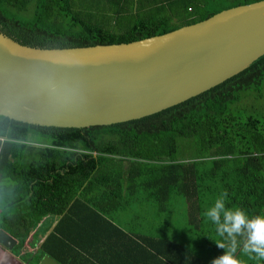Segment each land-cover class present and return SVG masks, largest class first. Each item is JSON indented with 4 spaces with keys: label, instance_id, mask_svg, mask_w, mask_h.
Returning a JSON list of instances; mask_svg holds the SVG:
<instances>
[{
    "label": "trees",
    "instance_id": "16d2710c",
    "mask_svg": "<svg viewBox=\"0 0 264 264\" xmlns=\"http://www.w3.org/2000/svg\"><path fill=\"white\" fill-rule=\"evenodd\" d=\"M256 1L0 0V31L38 48L128 43ZM263 98L264 54L209 90L140 119L66 128L0 116V207L27 206L9 218L13 237L22 244L44 217L56 216L40 246L44 254L60 264H109L93 259L107 254L94 256L91 238L110 233L121 258L126 244L119 237H127L116 221L121 211L174 221L186 200L193 238L206 241L200 246L209 261L163 236H145L140 245L154 258L211 264L231 244L203 216L220 193L228 194L227 207L264 216V121L254 114ZM235 239L240 264H264L242 250L245 237Z\"/></svg>",
    "mask_w": 264,
    "mask_h": 264
},
{
    "label": "water",
    "instance_id": "95a60500",
    "mask_svg": "<svg viewBox=\"0 0 264 264\" xmlns=\"http://www.w3.org/2000/svg\"><path fill=\"white\" fill-rule=\"evenodd\" d=\"M263 54L264 0L128 43L38 48L0 31V116L66 128L140 119L209 90Z\"/></svg>",
    "mask_w": 264,
    "mask_h": 264
},
{
    "label": "crops",
    "instance_id": "0c3cea01",
    "mask_svg": "<svg viewBox=\"0 0 264 264\" xmlns=\"http://www.w3.org/2000/svg\"><path fill=\"white\" fill-rule=\"evenodd\" d=\"M183 203L184 206L178 208L181 210L179 211V219L177 220H184L185 224L190 228L188 221H186L188 203L186 200ZM26 208L25 204H15L13 207H0V231L7 235H2L0 240V264H60L47 254H44L40 249L43 241L54 230L57 222L56 216L44 217L22 244H19L15 237H13L12 232L15 230L13 229L15 226L12 220L9 221V218L12 219L23 214ZM172 208L176 210L175 207ZM177 220L174 221L176 222ZM116 221L122 231L127 234V237H119V243L126 244L121 247L124 250L119 251L121 258H117L116 246L112 240L113 236L110 233H106L104 238L97 236L96 238H91L92 245L90 246V250L92 254L97 256L101 251H105L107 254L105 258H93L94 260L99 259L98 261L103 260L106 263L107 259L110 261L109 264H188L179 259L189 261V258H154L148 253V249L143 247L142 238L145 236H163L170 240L174 239V241H178L177 236L167 230L168 227L173 226L174 223L171 222L174 221L159 220L147 222L145 218L138 216L135 210L132 209L121 211L119 219ZM129 238H132L133 241H129ZM73 253H75L76 257H82V251L79 248H75ZM201 260L209 261V258H201Z\"/></svg>",
    "mask_w": 264,
    "mask_h": 264
},
{
    "label": "clouds",
    "instance_id": "9594fccd",
    "mask_svg": "<svg viewBox=\"0 0 264 264\" xmlns=\"http://www.w3.org/2000/svg\"><path fill=\"white\" fill-rule=\"evenodd\" d=\"M227 197L226 192L220 193L211 206L203 210L204 218L215 226L217 235L231 242L230 246L221 255L215 257L211 264H240L236 256L237 236L246 238L242 249L245 253H255L260 258H264V216L250 217L242 209L227 207ZM216 244L220 248H225L223 244L217 242Z\"/></svg>",
    "mask_w": 264,
    "mask_h": 264
},
{
    "label": "rangeland",
    "instance_id": "374dc122",
    "mask_svg": "<svg viewBox=\"0 0 264 264\" xmlns=\"http://www.w3.org/2000/svg\"><path fill=\"white\" fill-rule=\"evenodd\" d=\"M224 1L225 0H216V2L212 3V5L223 4ZM252 93H254V92H252ZM256 103L257 104H256V106H254V110H256L257 113H254V114H256L257 117L261 118L264 121V98L263 99H257ZM251 106L253 107V105H251ZM155 221H157V220H152V222H155ZM166 221H168V220H166ZM168 222H170V221H168ZM171 223H174L173 226L168 227L167 230L171 231L175 236H177L178 242L183 244L185 247H188V249L191 252H193L195 250H197L199 252H203L201 256L203 258H205V257L207 258V255H206L207 251L204 252V249L201 248V246H204V244H206V241L202 242V240L194 239L193 238V232H191V229L185 224L184 220H177L176 222L174 221Z\"/></svg>",
    "mask_w": 264,
    "mask_h": 264
}]
</instances>
